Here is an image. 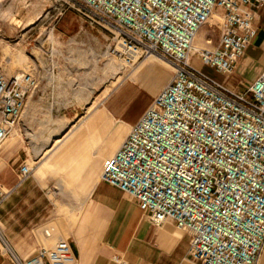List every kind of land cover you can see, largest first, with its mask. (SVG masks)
<instances>
[{
	"label": "built area",
	"instance_id": "1",
	"mask_svg": "<svg viewBox=\"0 0 264 264\" xmlns=\"http://www.w3.org/2000/svg\"><path fill=\"white\" fill-rule=\"evenodd\" d=\"M132 62L154 55L172 67L109 159L100 181L131 198L154 227L167 221L189 236L195 264H258L264 254V71L241 94L204 74L229 77L256 34L254 9L264 0H70ZM219 21L210 48H195L202 28ZM37 87L31 71L0 68V151L21 123ZM0 186V206L26 182ZM49 237L50 230L44 231ZM13 264H78L67 239L20 258L0 229Z\"/></svg>",
	"mask_w": 264,
	"mask_h": 264
},
{
	"label": "crops",
	"instance_id": "2",
	"mask_svg": "<svg viewBox=\"0 0 264 264\" xmlns=\"http://www.w3.org/2000/svg\"><path fill=\"white\" fill-rule=\"evenodd\" d=\"M253 11L256 34L234 74L221 82L236 94L243 93L245 86L264 71V5ZM123 90L126 92L122 93ZM123 90L121 87L114 91L103 106L88 112L68 144L65 143L67 137L57 138L55 126L45 128L36 140L34 135L26 133L32 125L22 122V116L16 137L9 138L2 147L1 187L13 188L18 181L19 168L23 164L30 167V159L38 158L39 168L44 169L40 171L41 178L32 171L30 178L0 206L2 236L20 258H28L42 247L52 248L63 239L59 227H64L78 264H195L187 255L189 236L186 232L177 229L171 221L160 227L152 226L131 198L100 180L80 206L76 222L52 214V202L42 176L46 170L57 168L54 157L64 158L65 170L72 173L61 177L80 178L83 168L93 163L97 155L101 166L116 149L122 140V123L128 128L136 123L125 120L128 104L122 110V102L127 89ZM60 147L65 148L60 152ZM46 230L51 232L49 237L44 234ZM0 264H13L1 244ZM258 264H264V254Z\"/></svg>",
	"mask_w": 264,
	"mask_h": 264
},
{
	"label": "rangeland",
	"instance_id": "3",
	"mask_svg": "<svg viewBox=\"0 0 264 264\" xmlns=\"http://www.w3.org/2000/svg\"><path fill=\"white\" fill-rule=\"evenodd\" d=\"M76 9L70 0H0V68L8 75L22 71L34 74L37 87L28 99L22 122L32 125L26 133L34 135L36 140L51 126H55L57 138L68 137L86 120L81 121L88 112L103 106L121 87L127 89L122 102V110L128 104L125 120L134 123L172 75V70L159 62L164 61L159 57H152L159 64L146 59L147 56L133 63L127 53L113 54L110 35L90 25ZM218 25L219 21L214 19L202 28L194 45L210 48L205 43L209 39L215 45ZM201 70L217 82L224 80L211 67L203 66ZM161 77L165 81L156 92ZM122 129V140L105 162L99 166L97 155L93 163L83 168L80 178L61 177L72 173L65 170L64 158L54 157L57 168L46 170L42 176L53 215L73 222L78 220L80 206L128 134L129 128L123 123ZM12 137H16L15 133ZM64 148L60 147L59 151ZM38 162V158L30 159L28 164L34 168L36 177L41 178L40 171L44 169L39 168ZM59 230L63 239H67L64 227Z\"/></svg>",
	"mask_w": 264,
	"mask_h": 264
},
{
	"label": "bare ground",
	"instance_id": "4",
	"mask_svg": "<svg viewBox=\"0 0 264 264\" xmlns=\"http://www.w3.org/2000/svg\"><path fill=\"white\" fill-rule=\"evenodd\" d=\"M195 48H198V47H196L195 46ZM152 57H155L154 55H150V56H147L146 57V59H148V60H151L153 63H157L156 61H159V60H157V59H155V58H152ZM146 59H144V60H146ZM143 60V61H144ZM159 62H161L164 66H166L168 69H171L172 70V67L168 64V63H166V62H164V61H159ZM157 64H159V63H157ZM162 65V66H163ZM164 78L163 77H161L160 78V80H159V83H158V87H157V89H156V92L162 87V85H163V83H164ZM155 92V93H156ZM75 130H77V128H75L74 130H72L71 131V133H69V135H68V137H67V139L65 140V142L74 134L73 132L75 131ZM16 131H17V129H16ZM16 131H15V133H16Z\"/></svg>",
	"mask_w": 264,
	"mask_h": 264
}]
</instances>
